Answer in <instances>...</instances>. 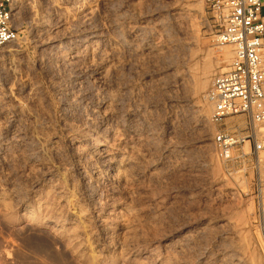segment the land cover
Here are the masks:
<instances>
[{"label":"rangeland","instance_id":"1","mask_svg":"<svg viewBox=\"0 0 264 264\" xmlns=\"http://www.w3.org/2000/svg\"><path fill=\"white\" fill-rule=\"evenodd\" d=\"M92 1L16 0L0 88L25 113L10 97L0 118V264H264L253 158L225 164L214 144L247 121H211L207 92L233 47L217 45L208 0ZM87 131L130 155L123 179L110 182Z\"/></svg>","mask_w":264,"mask_h":264},{"label":"built area","instance_id":"2","mask_svg":"<svg viewBox=\"0 0 264 264\" xmlns=\"http://www.w3.org/2000/svg\"><path fill=\"white\" fill-rule=\"evenodd\" d=\"M15 3L0 0V51L17 40ZM208 11L217 30V45L233 47L229 66L215 74L207 92L213 106L211 121L219 125L237 116L247 121L242 137L218 131L215 148L225 164L253 158V193L264 229V0H208ZM246 143L250 144L249 153L241 148Z\"/></svg>","mask_w":264,"mask_h":264},{"label":"bare ground","instance_id":"3","mask_svg":"<svg viewBox=\"0 0 264 264\" xmlns=\"http://www.w3.org/2000/svg\"><path fill=\"white\" fill-rule=\"evenodd\" d=\"M94 1V0H93ZM92 1V2H93ZM79 9V8H78ZM77 10V9H76ZM93 13V12H92ZM201 16H202V14H201ZM100 35L99 34H97V33H95V34H93L92 35V37H91V39H90V41L87 43V45H86V48H87V50H89L90 49V51L92 52H94V54H95V52H98L101 48H100V46H99V44H98V39H100ZM140 37V36H139ZM113 38V37H112ZM114 40H115V38H114ZM106 41V40H105ZM111 41V40H110ZM101 42V41H100ZM123 43V42H122ZM119 44V43H118ZM156 46V45H155ZM158 46V45H157ZM139 48V47H138ZM131 49H132V47H131ZM157 49V48H156ZM102 50V49H101ZM135 50V49H134ZM157 50H159V48L157 49ZM102 51H104V49L102 50ZM12 52V50H9V53H10V55L11 54H13V53H11ZM14 52V51H13ZM87 52V51H86ZM92 52V53H93ZM156 52V51H155ZM104 53V52H103ZM99 54H101L100 52H99ZM226 54H228V53H226ZM14 55V54H13ZM93 55V54H92ZM96 55V54H95ZM94 55V56H95ZM103 55V54H102ZM229 55V60H230V54H228ZM101 57V56H100ZM208 65V64H207ZM15 66V65H14ZM13 66V67H14ZM208 67V66H207ZM17 68V67H16ZM16 68H15V70H16ZM209 68H210V66H209ZM12 69V71H13V68H11ZM204 69V68H203ZM206 69H208V68H206ZM207 71V70H206ZM13 73V72H12ZM205 73V72H204ZM211 74V73H210ZM202 76H204V75H202ZM204 78H207V76L206 77H204ZM205 81H198L199 83H198V85H197V87H198V89H205V87H206V85H207V82H206V79H204ZM208 80V79H207ZM31 85V84H30ZM33 86V85H32ZM195 87V86H194ZM20 88H22V86L20 87ZM195 89V88H194ZM21 90V89H20ZM201 90V91H202ZM199 91V90H198ZM18 92H19V90H17V93H16V91H15V88H14V85L12 86L11 85V87H9V91L8 92H4V89L2 90L1 88H0V118H2V117H4V118H8L7 116H9V110H8V108H6L7 106H5V104H6V99H9L10 97L11 98H13L14 100H15V102H16V105H17V108L20 110V111H22V113L24 114L25 112L23 111V106H25V104L24 105H22V102L21 101H19L18 100V98L16 97L15 98V96H18ZM32 92H34L33 91V88L31 87V86H29V84L28 85H25L24 87H23V89L21 90V94H23V95H25V96H27V97H29L30 98V96L31 95H33V93ZM20 93H19V95H20ZM35 93V92H34ZM35 96V95H34ZM12 101V100H11ZM5 103V104H4ZM7 103H10V102H7ZM13 104H15L14 102H13ZM7 105V104H6ZM25 108V107H24ZM103 108H104V106H103ZM107 108V107H106ZM105 108V109H106ZM26 109V108H25ZM200 109V108H199ZM16 110V109H15ZM204 110V109H203ZM198 111V110H197ZM196 111V112H197ZM208 111H210V110H208ZM15 112H17V110L15 111ZM18 113V112H17ZM27 113V112H26ZM104 113V112H103ZM105 113H107V112H105ZM112 113V112H111ZM199 113V112H198ZM113 114V113H112ZM12 115V114H11ZM16 115V114H15ZM18 115V114H17ZM21 115V114H20ZM141 115V114H140ZM208 115V114H207ZM109 116H111V115H109V114H104V118H108ZM113 116V115H112ZM143 116V115H142ZM201 117V116H200ZM203 117H205L204 115H203ZM202 117V118H203ZM110 118V117H109ZM201 118V119H202ZM5 120V119H4ZM204 120H205V118H204ZM6 121V120H5ZM123 121V120H122ZM6 122H8V121H6ZM6 122H5V124H6ZM146 122V121H145ZM115 125H114V129H113V131H114V133H115V131H116V127H118V126H120V124L119 123H114ZM102 129H103V127H102ZM105 129V128H104ZM108 130V129H107ZM112 130V129H111ZM35 131V130H34ZM105 132H106V130H104ZM112 131V132H113ZM36 132V131H35ZM34 132V133H35ZM84 132V131H83ZM30 133V132H29ZM39 134H41L40 132H38ZM107 133V132H106ZM20 134V133H19ZM26 134V133H25ZM24 134V135H25ZM28 134V133H27ZM33 134V133H32ZM32 134H31V136H32ZM83 134V133H82ZM103 134V133H102ZM116 134V133H115ZM18 135V134H17ZM35 135H37V134H35ZM95 135V134H94ZM106 135V134H105ZM110 135V134H109ZM30 136V137H31ZM32 137H34V136H32ZM31 137V138H32ZM38 138V140L40 141H42L43 139H39L40 138V135H39V137H36V139ZM80 138H81V136H80ZM83 140H84V142H86V144L88 143H90V145L92 144L93 145V147L95 148L94 149V154H95V152H96V154H100L101 155V157H103L104 159H105V162H104V164H105V168H107L108 170H109V174H106V175H108V177L107 178H109V180L111 179V180H113V182L115 181V180H121V179H123L124 177H125V170H126V168L128 167V166H130L131 164H132V160H131V158H130V155H128V154H126V153H124V152H122V151H120V150H117V151H115V150H113L112 148H110V147H108V146H105L103 143L105 142L104 140H103V136H100L99 138L97 137V138H94V136L91 134V133H88V131L83 135ZM15 139H16V141H17V143H18V147L19 146H21L22 147V145H24V143L25 144H27L28 145V143H26L27 141H26V139H28V138H25L24 136H23V133H22V135H18V136H16L15 137ZM33 140V139H32ZM45 140V139H44ZM43 140V141H44ZM16 141H14V142H16ZM29 141H30V138H29ZM34 141V140H33ZM36 141V140H35ZM48 141V140H47ZM78 141V140H77ZM37 142V141H36ZM45 143H46V141H44ZM43 142V143H44ZM82 142V141H81ZM39 143H41V142H39ZM16 144V143H15ZM87 144V145H88ZM46 145V144H45ZM2 146V145H1ZM26 146V145H25ZM39 146H42V144H40ZM44 146V145H43ZM90 147H92V146H90ZM41 148V147H40ZM54 148V147H53ZM105 148V149H104ZM4 149V148H3ZM49 149V148H48ZM93 151V150H92ZM91 153V152H90ZM103 164V165H104ZM107 170V171H108ZM95 171H97V170H95ZM94 171V172H95ZM99 173V172H98ZM107 173V172H106ZM97 174V173H96ZM99 175H101V174H99ZM98 174H97V176H99ZM102 176V175H101ZM103 177H105V175L103 176ZM98 178H100V176L98 177ZM66 180V179H65ZM111 180H110V182H111ZM60 192V191H59ZM62 194V193H61ZM65 202L70 206V207H72L74 210H75V216H76V218L78 219V220H80L79 222L81 223V224H84L83 222L88 218L87 217V215H85L84 214V212H82L79 208H78V202H77V200L73 197V195L71 194V195H68L67 197H66V200H65ZM97 217V218H96ZM95 218L96 219H98V220H102L103 219V217L102 216H100L99 214L96 216ZM106 222V221H105ZM104 223V222H103ZM261 241V240H260ZM263 245V244H262ZM264 246V245H263ZM262 249V248H261ZM264 249V248H263Z\"/></svg>","mask_w":264,"mask_h":264}]
</instances>
